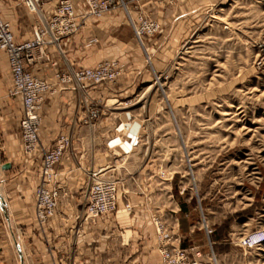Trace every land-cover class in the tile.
I'll return each mask as SVG.
<instances>
[{
    "label": "rangeland",
    "instance_id": "1",
    "mask_svg": "<svg viewBox=\"0 0 264 264\" xmlns=\"http://www.w3.org/2000/svg\"><path fill=\"white\" fill-rule=\"evenodd\" d=\"M139 6L130 4L129 15L135 17L139 11L153 19L159 24L155 32L138 38L124 8L93 19L96 23L85 28L92 33L98 21L113 18L101 39L90 37L87 48L89 57L101 54L93 65L117 61L119 75L84 90L101 87L113 94L125 72L123 64L131 67L135 81L113 99L100 96L84 102L80 118L83 124L101 121L120 130L127 113L139 125L136 139L128 150L114 146L87 164L67 160L71 142L66 158L56 166L62 173L57 177L59 207L69 210L64 214L79 228L78 235L87 233L83 227L100 221L104 239L119 236L115 246L124 247L131 231L119 226L118 207L130 213V194L146 192L152 204L148 220L157 240L153 250L160 264L156 220L174 240L168 247L199 250L201 264H264V244H239L246 233L264 228V0L141 1ZM52 88L42 102L64 90ZM91 104L100 109V116L88 122L86 108ZM67 134L73 140L72 133ZM137 139L141 141L135 146ZM86 151L92 158V148ZM91 171L116 182L117 201L113 212L84 219L79 215L95 179ZM156 199H161L163 210ZM89 247L92 250L93 244L85 243L80 251L88 252ZM89 256L73 264L103 260L102 254Z\"/></svg>",
    "mask_w": 264,
    "mask_h": 264
},
{
    "label": "crops",
    "instance_id": "2",
    "mask_svg": "<svg viewBox=\"0 0 264 264\" xmlns=\"http://www.w3.org/2000/svg\"><path fill=\"white\" fill-rule=\"evenodd\" d=\"M0 9L3 18L12 24L16 40L27 39L35 17L27 11L22 0H0ZM108 15L111 16V13ZM92 20H89V23H96ZM112 23L113 18L110 17L105 21H98V27H94L92 33L81 29L78 33L63 38L60 43L61 50L48 48L51 61H38L28 68L35 75L51 81L54 73L59 70L93 65L101 54L94 52L89 57L88 41L92 35L101 39L104 28L109 29ZM123 32L118 30L117 34L121 35ZM100 44L102 45V41ZM123 66L125 72L118 81V87L115 86L114 95L122 94L135 81L131 76V67L125 64ZM7 83V69L3 55L0 54V264H73L82 263L85 256L96 258L97 254L103 255L100 264H121L119 260L122 264H160L159 256L153 250L157 240L148 220L147 213L152 204L146 192L130 194L133 205L130 213H136L133 216L118 207L115 216L119 226L131 231L128 240L125 238L124 247L115 246L119 236L104 239L100 221L95 225L83 227L87 228V233L78 235L73 220L64 214L69 211L66 207L60 206L58 215L56 214L48 225L41 227L37 223L34 217V187L40 158L27 156L22 151L19 127L21 103L6 97ZM113 94L105 88L89 87L77 91L64 89L47 95L40 108L39 138L43 146L51 147L60 131L72 133L71 158L67 160L73 161V164L94 163L99 157L98 154L114 146L128 150L136 139L139 125L128 119L127 113L122 117L124 121L120 130H116L118 125L113 128L112 125H102L101 121L83 124L80 120L84 102L93 101L95 97L100 96L110 100L113 99L110 98ZM111 138L113 141H110ZM140 141L137 139L135 146H138ZM90 147L92 158H88L90 154L87 156L86 151ZM5 164L10 166L3 169ZM156 201V205L163 210L161 199ZM174 205L172 211L176 212L178 207ZM12 242L15 245L18 243L19 251L14 248ZM121 242L123 243V240ZM85 243H92L93 247L92 250L89 247L88 252L82 253L80 250ZM102 251L105 252L101 253Z\"/></svg>",
    "mask_w": 264,
    "mask_h": 264
},
{
    "label": "built area",
    "instance_id": "3",
    "mask_svg": "<svg viewBox=\"0 0 264 264\" xmlns=\"http://www.w3.org/2000/svg\"><path fill=\"white\" fill-rule=\"evenodd\" d=\"M22 0L24 7L35 17L30 36L22 41L16 40L12 24L3 18L0 9V54L3 55L7 68V97L21 102L19 118L22 151L27 156H39L40 164L37 182L34 187V217L43 227L56 216L59 207L61 188L58 184L56 166L66 158L72 139L64 131L57 133L53 146L46 148L40 141V108L44 95L60 89L77 91L91 85L112 82L119 75V63L105 60L91 67L68 68L56 72L53 80L35 75L28 67L31 64L51 61L48 48L61 50L60 43L65 37L78 33L89 25V20L99 18L119 8L127 11L129 20L138 38L155 32L159 24L141 12L135 17L129 15V5L138 7L141 1L156 4L172 3L174 0ZM140 8V6H139ZM88 122L100 116V109L91 104ZM85 111V112H86ZM86 122V121H84ZM100 171H91L92 179L85 195V205L79 216L95 219L115 210L117 185L114 180L96 177ZM78 216V217H79ZM155 227L159 235L161 264H201L200 252L191 248L171 247L167 243L174 240L167 238L164 227L158 220ZM80 227V226H79ZM79 228H76V232ZM239 244L244 248L258 247L264 244V228L246 233ZM205 264H211L207 262Z\"/></svg>",
    "mask_w": 264,
    "mask_h": 264
},
{
    "label": "water",
    "instance_id": "4",
    "mask_svg": "<svg viewBox=\"0 0 264 264\" xmlns=\"http://www.w3.org/2000/svg\"><path fill=\"white\" fill-rule=\"evenodd\" d=\"M10 165L9 164H5V165H3V169H5V168H8ZM0 199H1V196H0ZM16 246H18V243L16 242Z\"/></svg>",
    "mask_w": 264,
    "mask_h": 264
},
{
    "label": "trees",
    "instance_id": "5",
    "mask_svg": "<svg viewBox=\"0 0 264 264\" xmlns=\"http://www.w3.org/2000/svg\"><path fill=\"white\" fill-rule=\"evenodd\" d=\"M180 207H181V210H185V205L183 203L180 205Z\"/></svg>",
    "mask_w": 264,
    "mask_h": 264
}]
</instances>
